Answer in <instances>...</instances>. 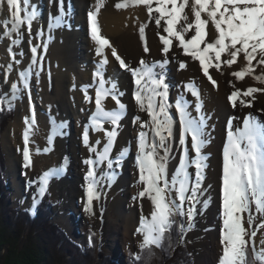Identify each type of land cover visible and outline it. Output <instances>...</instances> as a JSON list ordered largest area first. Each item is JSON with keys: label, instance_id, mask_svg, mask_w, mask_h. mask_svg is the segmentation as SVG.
<instances>
[{"label": "snow or ice", "instance_id": "snow-or-ice-1", "mask_svg": "<svg viewBox=\"0 0 264 264\" xmlns=\"http://www.w3.org/2000/svg\"><path fill=\"white\" fill-rule=\"evenodd\" d=\"M6 3L11 19L6 20L5 24L10 23L11 29L6 30L3 35L10 36L15 32L17 36H21L20 29L24 25L30 32L33 22L39 16L36 6L31 5L30 0H6ZM139 5L147 9L149 19L154 20L156 26L167 34L165 36L157 33L163 45L164 59L151 65L141 59L138 67H131L117 54V49L109 39L101 34L98 16L101 8L105 6V0H96L94 9L88 13L91 39L96 45V54L102 59L93 73L95 96L88 94V89L93 85H85L82 89L85 101L92 103L94 100L95 103V110L82 135L85 147L96 157L95 159L89 157L84 161L88 165L85 177L87 181L85 210L91 213L93 200L98 199L96 166L107 163L109 169H112L114 164L119 167L128 152L125 148L114 160L111 159V152L121 128L120 122L127 112V106L121 102L120 97L124 93L118 90L116 83L105 79L104 66L109 62L105 54L107 48L110 49L111 56L119 62L120 68L131 73L136 85L134 100L139 110L146 112L148 116L147 120L135 116L132 122L140 126L135 164L139 172L137 183L143 185L134 199L147 198L152 205L150 219L142 216L137 232L143 236L141 249L151 252L153 247H162L167 234L177 223V216H186L189 221L188 228L192 227L191 221L197 212L196 205L201 203L199 197L204 191L202 185L205 180V169L208 167V156L203 152L210 143L208 133L205 131L208 118L202 111L203 99L200 90L192 81L184 85L185 90L196 98V116L189 111V102L184 99L183 94L176 99L174 105L168 102L169 85L165 80L164 68L169 63L167 57L173 39L178 41L177 46L183 49L184 55L199 61L203 74L213 85H216V81L209 75V69L215 68L220 71L221 64L231 67L238 62L241 55L245 62L244 66L233 71L231 75L240 81L246 76H251L256 82L264 84V70L259 74L256 72L258 66L264 68V0H119L115 8L121 10ZM186 9L190 10L192 20H189ZM64 15L63 0H60V15L54 17L56 26L61 25ZM209 23L216 33L212 40L206 39V28ZM146 27V24H141L138 31L140 40L144 43V51L147 53L149 48L145 36ZM189 33L192 34L189 36ZM12 43L19 44L20 40H13ZM31 52L32 65H35L37 48L32 47ZM222 55L228 58L222 60ZM32 65L19 73V79L26 89L29 87ZM157 65L161 69L159 73L154 71ZM186 66L184 62L179 64L180 69ZM8 69L11 70V64L8 65ZM109 83L111 87H105ZM11 87L14 93L19 91L16 83ZM233 88L228 96L233 108L237 107L238 103L242 107H250L252 101L244 98L254 99V93H264V88L248 87L244 91L235 88V85ZM15 98L13 95V99ZM109 98L115 102V108L105 107V102ZM2 104L8 105V109L11 110V102L4 97H0V105ZM172 108H175V113L179 117L178 139L181 154L177 166L170 173L169 161L172 152L170 145L175 137ZM24 122L26 127L22 133L24 144L22 155L24 167L27 168L33 164L29 142L36 125L35 113L33 112L31 118L25 117ZM105 124L110 128H105ZM90 130L104 134L106 143L102 150L98 151L90 144ZM48 141L51 143L52 135H49ZM99 143L97 140L96 144ZM44 151L47 152L49 149L46 148ZM191 153H194V156ZM193 167L194 178L189 171ZM63 172V166L44 172L40 177V193L45 192L51 177L59 176ZM114 176L113 172L108 177L109 180ZM221 179L222 249L218 264H264V236L260 239L258 250L255 240L257 231H249L257 219V215L254 214L264 218V121L249 114L244 117L242 127H236L235 130L233 120L228 121ZM202 203L206 209L209 201L204 200ZM186 204L189 205L187 208ZM245 224L249 227L246 228ZM257 227L264 228V222ZM179 228L181 232L185 231L183 224H180ZM89 239L91 241V237ZM136 259L139 260L140 256Z\"/></svg>", "mask_w": 264, "mask_h": 264}, {"label": "bare ground", "instance_id": "bare-ground-1", "mask_svg": "<svg viewBox=\"0 0 264 264\" xmlns=\"http://www.w3.org/2000/svg\"><path fill=\"white\" fill-rule=\"evenodd\" d=\"M117 2L119 0H105V6L101 8L98 16L101 34L109 39L110 43L117 49V54L131 67L139 66L141 59L147 62L163 60V45L157 33L165 36L167 34L163 33L162 28L156 26L154 20L149 19L147 9L143 5L117 10L115 8ZM30 4L36 5L39 11V16L33 22L31 31L29 32L27 26L24 25L20 29L21 36H17L15 32H12L10 36H4L3 33L11 29V24H5V21L11 18L6 0H0V39H3L2 41L4 42V45L0 46V53L3 55L4 63L6 64V77L9 76L11 84L16 83L19 89V91L14 93L11 87V95H15L22 102L21 104L24 108L22 118H19L16 123L11 125L13 130L11 138L13 140L11 139L7 143L12 144L11 149L17 156V164L20 169L24 170L25 175L23 174L22 180L29 182H26L25 188L21 187V182L20 191L22 192L23 190V195H31L29 201L33 205L43 196L40 193V177L44 172L62 166L66 170L73 166L72 173H66L70 180L66 182L61 177L64 174L63 172L59 175L60 177L57 176L59 182L56 180L57 183L54 185L56 194L59 195L57 208L64 213L63 219L66 225L72 229L75 225L72 220H67L65 217L70 218L67 213L75 211L76 201L83 199L85 203L87 202V181L85 177L88 165L84 161L89 157L96 158L85 147L82 139L84 127L88 124L86 116L92 114L95 108L94 100L92 103L85 101L82 89L85 85H90L91 72L96 67L97 61L102 59L101 56L96 54V45L91 39L86 15L88 11L94 9L96 0H63L65 15L62 21H64V25L61 23L60 26H56L54 20V17L60 15V0H30ZM84 9H86L85 12ZM186 11H188L189 20H192L193 17L190 10L186 9ZM42 19L43 21L40 23L38 20ZM141 24L147 25L145 28V36L149 48L147 53L144 51V43L139 37L138 30ZM206 32V39L212 40L215 38L216 33L211 23L207 26ZM38 33H42V35H38ZM191 34L189 33L188 35L190 36ZM46 36H48V40H46ZM16 39L20 40L19 44L12 43ZM177 45L178 41L173 39L172 47L167 57L169 63L166 66L170 69L168 102L174 105L176 99L183 94L184 99L189 102V111L193 116H196V98L184 89V85L190 81L196 84L204 103L202 111L208 118L205 131L208 133L210 143L204 150L207 149L213 152V156L210 159L212 165L205 170L206 179L202 185L204 191L199 197L201 203L196 205L197 212L192 220H197L198 223L196 227H192L191 235L195 237L198 248L205 246L201 251V262L207 260V263L218 264L222 249L220 244L222 191L220 190L222 188L221 162L223 164V147L228 133L226 126L228 121L232 119L233 130L236 127H242L244 117L249 114L264 121V93H254L255 100L251 97L244 98L252 101L250 107H242L238 103L237 107L233 108L228 96L234 90L233 85H235V88L244 91L248 87L264 88V84L256 82L251 76H246L244 80L240 81L231 75L233 71L239 70L244 66L245 62L241 55L238 62L231 67L221 64L220 71L215 68L209 69V75L216 81V85H213L202 73L198 61L184 55L183 49ZM32 47L37 48V63L35 65H32ZM9 48H11V52H9ZM105 54L109 59L106 74L117 81L119 91L124 93L122 100L129 106V116L121 121L119 136L114 151L111 153V159L114 160L119 152L125 148L128 149V152L127 161L123 160L119 167L114 164L113 168L109 169L107 163L96 166V179L98 181L96 191L99 193L104 187L111 184L112 188L109 193L114 197L112 198L113 201H107L106 205L110 207L112 203L115 204L119 214V218L109 219L104 222L105 224H101L99 220L96 225L98 228L103 229L104 232H109V235H107L112 243L117 242L120 232L123 234L131 233L140 241L143 240V236L137 232V229L140 227L142 216L150 219L152 205L147 198L134 199V197H137V193L142 190L143 185L137 183L139 172L135 164L140 126L139 124H133L130 116L132 120L135 116H140L141 120H147L148 116L146 112L139 110L134 100V87L130 83V72L120 68L119 62L115 57L111 56L110 49L106 48ZM13 55L15 59H13ZM227 58L226 55L221 57L222 60ZM17 60L19 63H16ZM180 62H184L187 65L186 68L180 69ZM253 63L255 64L256 61H253ZM9 64H11V70L8 69ZM30 65H32V75L29 79V87L26 89L19 79V73L26 71ZM262 70L264 68L258 66L256 68L257 74ZM37 72L39 73L38 76L36 75ZM89 93H93L90 88L88 89ZM105 104L114 106L115 102L107 100ZM172 109L171 112L175 120L174 126L177 128V143L173 145L172 143L175 142L173 141L170 145L172 148L171 160L169 161L170 173L177 166L181 154L178 139L179 121L176 120L178 115L175 113V108ZM33 112L35 113L36 125L29 142L33 164L25 168L22 155L24 147L22 133L26 127L25 117L31 118ZM228 114L231 115L228 116ZM37 125H39V130L36 127ZM221 130H223V134L225 132V142L220 149V144L224 138H222V133L219 138L216 132L218 133ZM49 135H52L51 143L48 141ZM98 137L100 138V143L95 144ZM89 140L90 144L95 146L98 151L102 150L106 143L102 132L94 133L92 130L89 131ZM46 148L49 151L45 152L44 149ZM38 149L39 154H37ZM203 152L210 158V154ZM191 155L194 156V153H191ZM7 162L8 166H11L10 158ZM189 171L194 178V167L190 168ZM113 172L115 176L109 180L108 177ZM51 179L52 177L49 179V183ZM33 191H37V196L32 195ZM204 200L209 201L206 209L202 203ZM95 201L96 199L92 203V211L96 210ZM185 206L188 207L189 205L186 204ZM106 211H108V208ZM106 214L100 213L101 218H107ZM254 215H257V219L253 224L257 227L264 222V218L258 217V214ZM245 227L248 228V225L245 224ZM256 231L255 240L260 242V239L264 236V228L257 227ZM106 233L104 236H107ZM76 235L77 237L80 236L79 234Z\"/></svg>", "mask_w": 264, "mask_h": 264}, {"label": "trees", "instance_id": "trees-1", "mask_svg": "<svg viewBox=\"0 0 264 264\" xmlns=\"http://www.w3.org/2000/svg\"><path fill=\"white\" fill-rule=\"evenodd\" d=\"M13 114L12 108L2 106L0 126L12 119ZM4 160L0 149V264H119L100 248L95 233L90 232L92 242L83 249L58 223L52 222L50 197L45 198L46 204L40 205L36 214L26 208L10 206L5 192ZM178 230L179 223L167 234L162 247H153L151 252L141 247L137 255L129 251L128 264H194L191 251Z\"/></svg>", "mask_w": 264, "mask_h": 264}, {"label": "rangeland", "instance_id": "rangeland-1", "mask_svg": "<svg viewBox=\"0 0 264 264\" xmlns=\"http://www.w3.org/2000/svg\"><path fill=\"white\" fill-rule=\"evenodd\" d=\"M84 11H86V9H84ZM38 21L41 23L43 21V19L38 20ZM3 27H4V25H3ZM1 31H2V28H1ZM2 40L0 39V46L1 47L4 45L3 44L4 42ZM5 68H6V64L4 63L3 55L0 53V86L2 88L3 97L5 99L9 100L11 102V104H14V108H15L14 117L12 119H10L5 125L0 126V149H2V151L4 153V159H5L4 161H5V165H6V169H5V175L6 176L5 177H6V180L8 183V187H9L8 189H6L5 192L8 195L7 199L9 200L10 206H12V207L18 206V207H24V208L28 207L32 211V213H34L36 211V209L38 208V206H40L42 204H46V202H44V200L42 199L43 196H41V198L38 200V202L35 205L31 204V202L29 201L31 195L30 194L23 195V190L21 192L20 188H19L21 185V182H22L21 187H23V188L26 187V182L27 183H29V182L22 180L24 170L20 169V167L18 166L17 158H16L17 156L14 153L13 149H11L12 144L7 143V141H9V140L11 141V139H12L11 138V136H12L11 132L13 130L11 128V125L16 123L19 118H22V113L24 112V108L22 107V104H21L22 102H20V100H18V98L13 99V96L11 95V85H12L11 83L12 82H11V79L9 76L6 77ZM255 98L254 99L252 98V99L255 100ZM172 111H173V109H172ZM230 115L231 114H228V116H230ZM20 121H21V119H20ZM36 127H38V130H39V125H37ZM72 133H73V131H72ZM174 133H175V137L172 140V142L173 141H175V142L172 143L173 145H174V143H177V128L175 126H174ZM221 133L223 135L222 138H224V139L220 144V149H221L223 143L225 142V136H224L225 132H224V134H223V130L219 131L218 133L216 132V135L219 138L221 136ZM203 151H205V153L210 154V158L208 157V160H207L208 167L206 169H208L210 167V165H212L210 162V159L213 156V152L210 150H207V149L203 150ZM219 153H221V152H219ZM68 156H70V154H68ZM9 158L11 159V166H8L7 161L9 160ZM221 165H222V162H221ZM72 167H69L68 169L64 170V174L61 176L64 178V180L66 182H68L70 180L66 173L67 172L72 173ZM58 177H60V176H58ZM63 178H61V179H63ZM205 179H206V176H205ZM56 180H57V176H53L52 179L50 180V183H48L45 192L43 193V195H45L47 193V191L51 192V196H52V198H51L52 203L51 204H52V206L50 207V211H52V213H51V221L52 222L63 225L67 229L69 236L70 235L74 236L76 234H79L80 236L78 235L79 236L78 242L83 247L87 246V242L90 240L89 239L90 237L87 234H83L84 233L83 230H84V228H88V229L90 228L92 231H94L98 235L100 245H101L100 246L101 249L106 251V255H111L112 257L118 259V261L120 262L119 264H125V261H126L125 257L127 254L126 253L127 249H129L134 254H138L139 247L141 246V243L143 240H140V241L137 240L136 237L133 236L131 233L123 234L122 232H120L117 242L112 243L109 240V236H108L109 232H107V233H106V231L104 232L103 229L98 228L96 225L97 221H99V220L101 221V224H105L104 222L109 220V219L119 218V214L117 212L118 211L117 206L113 203H112V205H110V207H107V205H106V202L107 201H113L112 198L114 197L113 195H111L109 193V190L112 188L111 184L104 187L103 190L98 193V199H96V201H95V205H96L95 211H91V213L87 212L85 210V204H86L85 201H83V199L82 200L80 199L79 201L75 202V207H74L75 211L74 212H72V213L68 212V211H67L68 213L66 212L67 215L70 216V218L69 217H65V218L67 220H69V219L72 220V223L75 225V227H72V229H71V227H68L66 225V223L63 219L64 213L61 212V210L57 208V206L59 204V199H58L59 195L56 194L54 185L57 182H59L58 181L59 179L57 180V182H56ZM104 180H105V178H104ZM204 181H203V183H204ZM27 187H28V185H27ZM125 188H127V187H125ZM36 192L37 191H33L32 195H36ZM102 199H103V201H102ZM107 208H108V211H106ZM185 208H187V207L185 206ZM68 210H69V208H68ZM102 212L104 214L107 213L106 214L107 218H101L100 213L102 214ZM177 217L181 218V224H183L185 227L184 232H181L180 230H178V232H181L182 240L184 241L185 244L188 245V247L191 251V254L193 256V259H194V264H209L210 262L207 263V260H205V262H201V260H202L201 251H202V249H204L205 246L198 248V246L196 245L195 237L191 235V232H192L191 229H192V227H196V224L198 223L197 220L191 221L192 227L189 229L188 228V218L186 216H183V217L177 216ZM176 225L177 224H174L173 228ZM252 230H257V227L254 224L252 225L251 228H249L250 232ZM105 233H106V235L107 234L108 235L104 236ZM256 244H257V249L259 250V247H260L259 241L256 240ZM115 247H117V248H115ZM203 259H205V257H203Z\"/></svg>", "mask_w": 264, "mask_h": 264}]
</instances>
